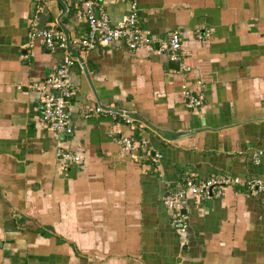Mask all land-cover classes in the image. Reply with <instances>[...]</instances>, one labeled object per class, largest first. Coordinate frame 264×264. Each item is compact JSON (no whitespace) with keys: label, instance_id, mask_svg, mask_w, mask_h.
Masks as SVG:
<instances>
[{"label":"crops","instance_id":"1","mask_svg":"<svg viewBox=\"0 0 264 264\" xmlns=\"http://www.w3.org/2000/svg\"><path fill=\"white\" fill-rule=\"evenodd\" d=\"M81 1L0 0V264H264L259 195L236 185L188 197L184 233L161 204L187 175L264 180V0H137L154 43L72 51L66 135L43 124L33 84L69 53L29 32L53 24L83 36ZM98 2L112 25L128 13L126 0ZM172 31L177 67L156 50ZM183 90L201 105L185 108ZM122 135L145 142L134 157Z\"/></svg>","mask_w":264,"mask_h":264},{"label":"built area","instance_id":"2","mask_svg":"<svg viewBox=\"0 0 264 264\" xmlns=\"http://www.w3.org/2000/svg\"><path fill=\"white\" fill-rule=\"evenodd\" d=\"M99 0H82L77 7L76 13L84 19L86 24L85 34L81 37H69L64 30L57 29L50 24L44 29L32 28L29 32L30 38H38L44 46L49 49L65 50L69 54L63 57L61 62L51 71V73L41 83L33 84L39 93V103L41 106V120L43 124L59 132L68 135L71 128L68 124L67 103L72 95L71 86L67 77L69 67L78 59L72 52L75 49L80 52L93 50L95 47L109 45L113 42H122L127 50H135L142 46H152V38L138 24V4L137 0H126L128 3V13L114 25L109 23L106 13L101 9ZM38 6L35 9L38 11ZM34 25V17L31 21ZM180 48V37L177 31L168 34L165 40L158 43L156 50L165 52L169 60L178 59ZM80 67L82 63H79ZM183 69L187 70L186 67ZM56 91V93H54ZM201 96L183 90V104L187 109H196L201 105ZM95 112H108L101 106H96ZM126 123L132 124L126 113L121 111L118 114ZM120 151L125 155L134 157L136 150L144 146V141L135 140L132 136L122 135L117 139ZM263 151L256 150L251 155L253 164H258ZM56 157L63 163L72 162L79 164L81 156L78 153H69L64 150H57ZM147 155H149L147 153ZM151 159L156 162L159 154L154 153ZM239 185L243 191L249 195H259L264 200V180L249 176L243 179L225 175H212L207 178L197 179L192 175L183 177L182 185L175 190H168L161 198V204L170 212L171 224L179 232L184 233L185 223L182 213L183 202L188 197L192 199H202L219 197L225 187Z\"/></svg>","mask_w":264,"mask_h":264},{"label":"water","instance_id":"3","mask_svg":"<svg viewBox=\"0 0 264 264\" xmlns=\"http://www.w3.org/2000/svg\"><path fill=\"white\" fill-rule=\"evenodd\" d=\"M168 64H172L173 66L177 67V61L175 60H169ZM54 93H56V91H54Z\"/></svg>","mask_w":264,"mask_h":264}]
</instances>
